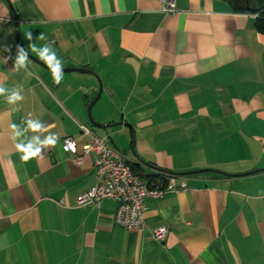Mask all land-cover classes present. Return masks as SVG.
Here are the masks:
<instances>
[{
  "label": "crops",
  "instance_id": "obj_1",
  "mask_svg": "<svg viewBox=\"0 0 264 264\" xmlns=\"http://www.w3.org/2000/svg\"><path fill=\"white\" fill-rule=\"evenodd\" d=\"M8 1L0 0V85L22 86L24 98L0 96V264H264V33L254 11L233 0H176L174 13L159 0ZM11 9L31 55L40 60L31 44H50L62 69L94 74L62 71L56 85L30 59L15 70ZM98 80L90 113L109 124L101 129L86 110ZM28 119L47 131L19 139H59L24 163L11 126ZM81 124L108 137L139 175L185 181L146 198L141 231L114 224V200L78 205L95 182ZM66 136L75 152L63 151ZM161 225L159 242L151 231Z\"/></svg>",
  "mask_w": 264,
  "mask_h": 264
},
{
  "label": "built area",
  "instance_id": "obj_2",
  "mask_svg": "<svg viewBox=\"0 0 264 264\" xmlns=\"http://www.w3.org/2000/svg\"><path fill=\"white\" fill-rule=\"evenodd\" d=\"M175 2L176 0H159V10L164 13H174ZM80 129L89 137L88 142L82 146L83 155L94 154L95 182L77 198L78 205H97L103 199L114 200L116 202L113 213L114 224L128 231H141L145 226L146 198H159L165 193L186 187L185 181L177 183V176L173 174L165 175L164 180L156 178L148 182L132 170L124 155L110 144L108 137H99L82 124ZM67 142L75 143V140L71 136L64 137L61 146L63 151ZM75 151L69 148L66 152ZM76 161L80 163L81 157H77ZM151 234L160 242L165 239L167 229L161 225L152 229Z\"/></svg>",
  "mask_w": 264,
  "mask_h": 264
},
{
  "label": "clouds",
  "instance_id": "obj_3",
  "mask_svg": "<svg viewBox=\"0 0 264 264\" xmlns=\"http://www.w3.org/2000/svg\"><path fill=\"white\" fill-rule=\"evenodd\" d=\"M26 38L32 40L31 32L26 33ZM38 38L41 40L46 39L43 34H40ZM30 48L32 52L38 54L40 60L44 62L51 70L53 83L59 85L63 79V72L61 71L63 67L61 60L57 59L56 53L53 51L51 45L45 44L42 48H37L35 44H31ZM28 61L29 57L27 52L23 48L18 46L17 54L14 61L15 70L19 71L21 69H27ZM27 74L29 76L32 75V73L30 72ZM21 93L22 86H18L9 90L4 86L0 85V96H5L7 94L6 100L10 104H14L18 101L23 100L24 97ZM18 110L19 109H17V111ZM22 123L26 125L23 128H21L20 125L16 124H13L11 126L13 131L12 139L14 141L19 140V142L15 144V147L17 151L21 153L22 162L27 163L29 160L39 157L44 148H47L49 146H56L59 139L58 134H50L44 137L43 139H41L38 135L32 136L31 139H27V137H25V139H19L20 137L24 136V134L27 133L29 130H31L32 132L47 131V127L39 120L28 119L27 121H24ZM69 148L75 151V143L67 142L64 150L67 151L69 150Z\"/></svg>",
  "mask_w": 264,
  "mask_h": 264
},
{
  "label": "water",
  "instance_id": "obj_4",
  "mask_svg": "<svg viewBox=\"0 0 264 264\" xmlns=\"http://www.w3.org/2000/svg\"><path fill=\"white\" fill-rule=\"evenodd\" d=\"M7 3L9 4L10 6V3L8 0H6ZM233 3H234V6L237 7V8H242V9H245V10H255V5H256V0H233ZM12 10V9H11ZM12 14H13V19H14V26H13V30H12V34H13V38L15 40V42L21 47L23 48L27 54H28V57L30 60L40 64V65H43L44 67L48 68L47 66L44 65V63L42 61H40L39 59H37L36 57H34L33 55H31L22 45H21V42L19 40V21H18V17L16 15V13L12 10ZM49 69V68H48ZM50 70V69H49ZM61 71H77V72H82V73H89V74H94L93 71L91 70H88L86 68H72V67H67V68H64V69H61ZM99 82V89H98V92L96 94V96L88 103L87 105V115H88V120L89 122L94 125L96 128H103L105 126H108V125H102V124H99L97 123L96 121H94V119L92 118L91 116V108L93 106V104L95 103V101L98 99L99 95H100V92H101V83L100 81L98 80ZM206 170V169H205ZM261 169H258V170H254V171H250L249 173H254V172H257ZM194 171H189L188 173H192ZM247 174V173H246ZM149 176V174H146V173H140V177L142 178H147Z\"/></svg>",
  "mask_w": 264,
  "mask_h": 264
},
{
  "label": "trees",
  "instance_id": "obj_5",
  "mask_svg": "<svg viewBox=\"0 0 264 264\" xmlns=\"http://www.w3.org/2000/svg\"><path fill=\"white\" fill-rule=\"evenodd\" d=\"M255 8L256 9L253 10L256 15L255 16V28L257 29V31L264 33V0H256ZM129 165L131 166L133 171L138 173L136 168L133 165L131 164ZM170 174L177 176V174H174V173L151 174L149 176V180L156 179V178L164 180L166 177L165 175H170Z\"/></svg>",
  "mask_w": 264,
  "mask_h": 264
},
{
  "label": "rangeland",
  "instance_id": "obj_6",
  "mask_svg": "<svg viewBox=\"0 0 264 264\" xmlns=\"http://www.w3.org/2000/svg\"><path fill=\"white\" fill-rule=\"evenodd\" d=\"M22 36V34L21 35H19V38ZM20 41H21V39H20Z\"/></svg>",
  "mask_w": 264,
  "mask_h": 264
}]
</instances>
